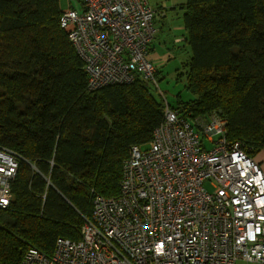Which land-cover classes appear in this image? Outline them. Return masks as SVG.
<instances>
[{
	"label": "trees",
	"instance_id": "trees-1",
	"mask_svg": "<svg viewBox=\"0 0 264 264\" xmlns=\"http://www.w3.org/2000/svg\"><path fill=\"white\" fill-rule=\"evenodd\" d=\"M185 87L169 105L158 76L91 90L60 26V0H0V146L20 156L0 207V264H19L58 237L77 240L95 195L120 194L123 161L168 105L194 119L213 111L249 156L264 152V0H185ZM150 48V45H149ZM149 52V51H148Z\"/></svg>",
	"mask_w": 264,
	"mask_h": 264
},
{
	"label": "built area",
	"instance_id": "built-area-1",
	"mask_svg": "<svg viewBox=\"0 0 264 264\" xmlns=\"http://www.w3.org/2000/svg\"><path fill=\"white\" fill-rule=\"evenodd\" d=\"M79 2L69 0L59 22L84 63L88 88L153 80L147 54L163 7ZM225 123L216 111L191 119L166 105L150 141L130 146L120 194L94 196L80 238L58 237L49 255L29 247L19 264H264V171L228 139ZM19 158L0 146L2 208Z\"/></svg>",
	"mask_w": 264,
	"mask_h": 264
},
{
	"label": "rangeland",
	"instance_id": "rangeland-1",
	"mask_svg": "<svg viewBox=\"0 0 264 264\" xmlns=\"http://www.w3.org/2000/svg\"><path fill=\"white\" fill-rule=\"evenodd\" d=\"M69 0H60V8H65ZM72 6H79V0H70ZM147 3L154 7H163V15L155 22V36L147 54V59L151 61L158 70L155 79V94L164 95L169 105H174L177 96L181 100H190L193 96L185 87V77L178 78L177 73L183 71L181 64L189 57L185 49L184 30L182 14L185 0H147ZM161 92V93H160ZM211 144L207 143V148ZM255 160L264 169L263 152L255 155ZM204 187L211 191L212 185L209 181L204 182ZM254 264V263H250Z\"/></svg>",
	"mask_w": 264,
	"mask_h": 264
},
{
	"label": "crops",
	"instance_id": "crops-1",
	"mask_svg": "<svg viewBox=\"0 0 264 264\" xmlns=\"http://www.w3.org/2000/svg\"><path fill=\"white\" fill-rule=\"evenodd\" d=\"M263 156H264V152H263ZM263 171H264V169L263 168H261ZM250 263H254V264H258V263H256V262H246V261H243V260H238V261H236V264H250Z\"/></svg>",
	"mask_w": 264,
	"mask_h": 264
}]
</instances>
